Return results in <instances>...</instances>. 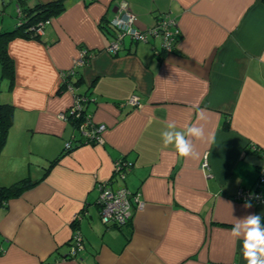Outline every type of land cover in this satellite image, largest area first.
<instances>
[{
  "label": "crops",
  "instance_id": "1",
  "mask_svg": "<svg viewBox=\"0 0 264 264\" xmlns=\"http://www.w3.org/2000/svg\"><path fill=\"white\" fill-rule=\"evenodd\" d=\"M39 1L47 0H0V32ZM88 1L63 0L38 38L6 41L13 79L0 67V102L13 105V118L0 185L37 181L0 204V264H247L242 221L264 217V203L244 209L234 195L253 187L264 161L254 151L264 149V0H125L141 29L168 12L179 39L164 52L158 37L124 38L117 53L107 50L117 0ZM82 52L89 58L71 75L77 84L62 87V71ZM76 94L89 98L93 123L105 124L103 141L80 144L43 175L71 136L77 143L59 116ZM133 94L140 105L125 103ZM170 121L177 131L203 125L215 142L191 138L199 159L179 157L163 145ZM121 159L124 169L112 172ZM105 181L142 202L132 198L128 223L100 221ZM74 232L82 248L67 257Z\"/></svg>",
  "mask_w": 264,
  "mask_h": 264
},
{
  "label": "built area",
  "instance_id": "2",
  "mask_svg": "<svg viewBox=\"0 0 264 264\" xmlns=\"http://www.w3.org/2000/svg\"><path fill=\"white\" fill-rule=\"evenodd\" d=\"M113 16L109 19L108 25L113 29V37L109 42L107 50L112 53H117L118 49L121 48V44L124 38H128L133 41H148L150 38L158 37L160 39L159 50L164 52H171L176 42L179 39V29L176 26V20L169 15L168 12L161 13L156 19L153 25L146 27L144 29L139 28L135 24V15L129 7V4L125 0H117ZM49 20L39 23L37 32L42 31L41 27L48 23ZM89 58L86 52H82L79 57L75 58L67 71H62L61 75L63 80L65 75L73 74L77 66L83 64ZM71 86L68 84V87ZM138 96L133 94L125 100V103L132 106L140 105ZM86 96L77 94L75 99H73L72 105L65 111L60 112L59 116L65 120L76 119L77 126L75 129L80 133L86 141L93 140L96 144L103 141V137L100 135L105 129L104 123L94 124L92 120L91 112H82L83 105ZM83 115V116H81ZM73 137L65 142V148L71 147ZM264 151V149H262ZM126 163L121 160L115 161V171L124 169ZM200 168L205 169L208 166V161L206 155L203 156ZM209 175V174H207ZM256 181L253 187L244 188L241 187L237 190L234 198L239 201H245L248 198L249 193L257 194L261 197L259 200L253 199L252 201L264 203V195H262V188H264V161H262L257 168ZM97 195V205L99 209L100 221L103 223H116L118 225L124 224L131 214L132 198L135 201V207L142 206V202L137 199V196L132 194L125 186L111 187L107 182L99 183ZM76 216V215H75ZM74 216V217H75ZM82 248V239L80 234L77 232L73 233L71 245H70V255L73 256L77 251Z\"/></svg>",
  "mask_w": 264,
  "mask_h": 264
},
{
  "label": "trees",
  "instance_id": "3",
  "mask_svg": "<svg viewBox=\"0 0 264 264\" xmlns=\"http://www.w3.org/2000/svg\"><path fill=\"white\" fill-rule=\"evenodd\" d=\"M93 1L89 0L88 2ZM64 9L63 0H47V1H39L33 6L30 7H22L21 11L18 13L19 16L17 22L11 29H7L0 32V67H1V76L7 77L10 82H12L13 77V63L10 56L7 54L6 51V41L10 40L14 37H23V38H38L40 33L37 32V28L39 27L40 22H44L45 20H49L52 16L58 15L62 10ZM47 24V23H46ZM44 24V26L46 25ZM105 25V24H104ZM43 26V27H44ZM101 28H103V24L99 23ZM41 27V29L43 28ZM113 30V29H112ZM114 32V31H113ZM68 69L64 70L67 71ZM78 79H71V74L65 75L64 80L61 82V86L65 87L68 84L73 87L75 84H77ZM77 95V94H76ZM89 98L86 97L84 102V107L82 112L88 111L86 106L88 103ZM89 112V111H88ZM13 105L6 102H0V148L4 144L8 131V126L12 123L13 118ZM83 116V115H81ZM70 124L74 127L77 126L76 119H70ZM77 131V129H76ZM78 132V131H77ZM79 138L74 139V141H77V143L73 144L70 148H62L63 150L61 153H59L56 157H54L43 171V175H45L50 168V166L58 161L64 154L70 152L75 147L82 145L83 143H92L93 145L95 142L93 140L86 141L83 139V137L78 132ZM73 137V136H72ZM74 138V137H73ZM261 148H254V151L264 156V151L261 152ZM122 162H124L123 159H121ZM259 166V165H258ZM258 168V167H257ZM112 172H116L115 169ZM42 177V176H41ZM37 180H32L26 176L17 179L16 181L10 183V184H4L0 185V204H3L6 199L9 197L17 196L20 193H22L25 189L28 188V186H31L33 183L35 184ZM239 201V200H238ZM100 216V215H99ZM128 219V218H127ZM126 219V220H127ZM130 220V219H129ZM129 220L126 221V223L129 222ZM73 222V221H71ZM74 223V222H73ZM115 225H118L114 223ZM260 224L262 227H264V217H261ZM72 241V240H71ZM71 245V243H70ZM69 245V246H70ZM70 253H68L67 257H70Z\"/></svg>",
  "mask_w": 264,
  "mask_h": 264
},
{
  "label": "clouds",
  "instance_id": "4",
  "mask_svg": "<svg viewBox=\"0 0 264 264\" xmlns=\"http://www.w3.org/2000/svg\"><path fill=\"white\" fill-rule=\"evenodd\" d=\"M204 110H199L198 120H203ZM175 121L167 122L165 130L161 133L164 147L172 145L179 157L199 159L200 154L196 150L193 139L209 144L215 142L213 134H206L203 125L196 124L186 127L185 131H177ZM259 200L257 194L249 193L243 203L244 209L253 207L252 200ZM261 216L250 214L242 221L244 227L242 253L247 264H264V227L260 224ZM233 236L239 235V223L231 229Z\"/></svg>",
  "mask_w": 264,
  "mask_h": 264
},
{
  "label": "rangeland",
  "instance_id": "5",
  "mask_svg": "<svg viewBox=\"0 0 264 264\" xmlns=\"http://www.w3.org/2000/svg\"><path fill=\"white\" fill-rule=\"evenodd\" d=\"M1 4V3H0ZM77 132V131H76Z\"/></svg>",
  "mask_w": 264,
  "mask_h": 264
}]
</instances>
